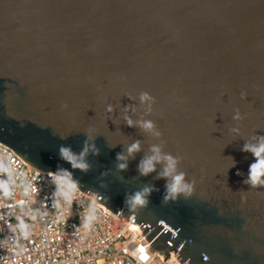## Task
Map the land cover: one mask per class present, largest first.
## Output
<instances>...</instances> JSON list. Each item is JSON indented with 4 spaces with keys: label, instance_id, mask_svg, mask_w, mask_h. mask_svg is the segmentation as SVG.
<instances>
[{
    "label": "water",
    "instance_id": "water-1",
    "mask_svg": "<svg viewBox=\"0 0 264 264\" xmlns=\"http://www.w3.org/2000/svg\"><path fill=\"white\" fill-rule=\"evenodd\" d=\"M260 137L264 0H0V142L147 226L161 258L182 246L183 264H264V187L244 183L255 158L242 151ZM86 141L87 170L60 157ZM153 145L182 157L191 198L164 203L163 163L140 174ZM146 185L150 203L130 212Z\"/></svg>",
    "mask_w": 264,
    "mask_h": 264
},
{
    "label": "built area",
    "instance_id": "built-area-1",
    "mask_svg": "<svg viewBox=\"0 0 264 264\" xmlns=\"http://www.w3.org/2000/svg\"><path fill=\"white\" fill-rule=\"evenodd\" d=\"M72 182L0 142V264H183L182 246L161 258L147 226Z\"/></svg>",
    "mask_w": 264,
    "mask_h": 264
},
{
    "label": "clouds",
    "instance_id": "clouds-1",
    "mask_svg": "<svg viewBox=\"0 0 264 264\" xmlns=\"http://www.w3.org/2000/svg\"><path fill=\"white\" fill-rule=\"evenodd\" d=\"M141 102H148L153 98L147 92L141 93ZM65 108L68 107L67 104L64 105ZM108 111H112L111 105L108 106ZM235 119H240L239 113L234 117ZM128 119V123L131 126L132 120ZM140 127L145 131H153L154 135L157 137L161 135L159 131H155V125L151 120H144L140 122ZM95 150V146H91ZM140 150V141H136L128 146L127 153L131 156ZM89 151V145L87 141L85 142L83 151L79 156L71 149L70 146L61 145L59 148L60 157L68 162L72 168H79L81 170H87L89 165L84 162L83 157ZM242 151L250 152L254 159V162L249 165L248 169V179L244 183L249 184L251 188L264 187V137L259 138V142L256 144L246 143ZM151 156H145L139 166L138 170L141 175H148L156 171V164L163 163V170L159 172L158 178H164L166 180L165 184V195L163 198L164 203L169 200H178L181 196L185 199L191 198L196 189L197 181L195 178L189 180L186 171L178 169V164L180 163L182 157L173 156L171 154H163L162 149L158 145H153L151 147ZM118 161H125L124 163H119L118 168L124 170L127 168V156L123 154H117ZM58 172L69 173L68 169H58ZM239 175V172L237 173ZM76 181L72 182V186L75 187ZM154 189L153 186H144L143 189L135 191L133 194L126 196L125 206L130 212H136L138 209L146 207L150 201L148 197L151 195Z\"/></svg>",
    "mask_w": 264,
    "mask_h": 264
}]
</instances>
